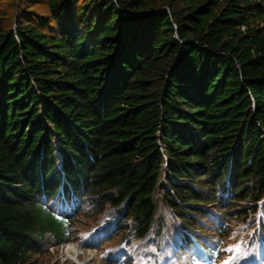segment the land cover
Here are the masks:
<instances>
[{"label":"trees","instance_id":"trees-1","mask_svg":"<svg viewBox=\"0 0 264 264\" xmlns=\"http://www.w3.org/2000/svg\"><path fill=\"white\" fill-rule=\"evenodd\" d=\"M38 1L0 0V264L86 219L108 260L264 246V0Z\"/></svg>","mask_w":264,"mask_h":264},{"label":"rangeland","instance_id":"rangeland-1","mask_svg":"<svg viewBox=\"0 0 264 264\" xmlns=\"http://www.w3.org/2000/svg\"><path fill=\"white\" fill-rule=\"evenodd\" d=\"M47 0H40L36 5V9L38 10L37 12L47 15L46 12V3ZM30 4L33 2L35 3L36 0H28ZM157 218H161L167 222V220H170L172 218V215L170 216L168 210L164 209L163 206L159 210V214ZM235 220V219H233ZM242 221L241 219H239ZM242 222L234 221V226L239 225ZM95 221L91 219H86V220H81L78 225L74 227V234L71 237L72 241L71 243L75 244H63L60 246L55 247L54 249H51L49 251L45 250L43 254H40L38 256L32 257L33 259H37V261L34 262V264H75L69 257H67V252L68 249L71 245H75L79 248L80 251V256L78 258L79 262H82V264L88 262L90 260V254H92L93 259L89 261L88 264H110L107 260V258L103 255L104 253L109 252L110 250L108 247H111L112 245H116L120 243V238H117L113 240L110 243L104 244L102 249L96 250H81V248L78 246V242L85 241L87 235H89V231H91V228H93V232L95 231L96 228ZM238 227V226H237ZM238 231V228L236 231L233 232L232 238L229 240V242L224 246V249H227L230 246L236 247L238 246L241 249V252L235 253L237 256H242L245 251L248 249L250 242L255 238L254 234L251 233L249 239L247 240L245 238H241L240 236H236V233ZM228 237H225L223 239H227ZM152 242L149 241L145 244H142L141 246H131L129 243L122 244L119 247V251L122 252V256H125L123 261H120L119 264H179L178 260L176 259L174 262H172L173 258H168L169 253L167 255L160 254L157 252L155 249V246L152 245L150 248V243ZM217 243L223 244L222 241L219 240H213V246H216ZM129 247V251L132 254H135L138 256V259L133 260L131 256L129 255L128 251L124 248ZM124 249V250H123ZM253 247H250V254L246 255L245 258L243 259H238L235 264H256L253 263L256 261V256L257 252L261 251L264 249V246H255V251H253ZM192 251L198 250L196 245H193L191 248ZM252 251V252H251ZM197 255L203 258L205 256L204 251H196L195 252ZM223 254L221 257L218 259L217 264H222L223 261L227 260L233 253H229L227 251L222 252ZM171 254V253H170ZM103 255V256H102ZM168 258V259H167ZM180 264H191V258L190 256H185L179 258Z\"/></svg>","mask_w":264,"mask_h":264},{"label":"snow or ice","instance_id":"snow-or-ice-1","mask_svg":"<svg viewBox=\"0 0 264 264\" xmlns=\"http://www.w3.org/2000/svg\"><path fill=\"white\" fill-rule=\"evenodd\" d=\"M222 250L227 251L229 253H233V255H231L227 260L223 261L222 264H235L238 259H243L247 255L246 253H244L242 256H237L235 253L241 252V249L238 246H230L227 249ZM197 264H199V262H197Z\"/></svg>","mask_w":264,"mask_h":264},{"label":"bare ground","instance_id":"bare-ground-1","mask_svg":"<svg viewBox=\"0 0 264 264\" xmlns=\"http://www.w3.org/2000/svg\"><path fill=\"white\" fill-rule=\"evenodd\" d=\"M79 256H80L79 248L75 245H71L68 249L67 257H69L75 264H82V262H79L78 260ZM89 257H90V260L94 258L92 257V254H90ZM89 261L84 264H88Z\"/></svg>","mask_w":264,"mask_h":264}]
</instances>
